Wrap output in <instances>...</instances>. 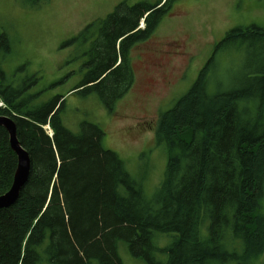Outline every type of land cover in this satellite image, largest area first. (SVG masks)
Returning a JSON list of instances; mask_svg holds the SVG:
<instances>
[{"label": "trees", "instance_id": "trees-1", "mask_svg": "<svg viewBox=\"0 0 264 264\" xmlns=\"http://www.w3.org/2000/svg\"><path fill=\"white\" fill-rule=\"evenodd\" d=\"M176 1H124L89 24L69 42L83 56V80L47 101L30 92L35 76L9 80L2 60L12 47L0 34V116L14 121L31 160L17 202L0 210V264H125L122 247L143 264H253L264 254L263 27L232 29L217 46L254 51L240 88L209 85L206 64L158 115L155 143L166 148L167 164L150 197L105 147L100 125L83 121L73 132L64 124L69 95L96 94L114 112L135 83L132 50ZM17 165L0 126V196Z\"/></svg>", "mask_w": 264, "mask_h": 264}, {"label": "rangeland", "instance_id": "rangeland-1", "mask_svg": "<svg viewBox=\"0 0 264 264\" xmlns=\"http://www.w3.org/2000/svg\"><path fill=\"white\" fill-rule=\"evenodd\" d=\"M124 1L133 6L160 0H0V34L7 35L12 47L2 60L9 80L21 84L38 78L30 82V92L38 94L39 101L65 95L84 77L83 56L78 45L69 42ZM251 25L264 28V0H177L151 38L132 50L135 83L114 112L96 94L69 95L65 126L75 132L83 121L100 125L105 147L119 155L150 197L167 164L166 148L155 143L158 115L191 88L206 64L209 85L240 88L254 69L248 60L254 51L241 54L234 47L217 46L228 31ZM60 80L64 82L50 87ZM45 129L51 136L48 125ZM121 256L125 264H143L123 247ZM253 264H264V254Z\"/></svg>", "mask_w": 264, "mask_h": 264}, {"label": "water", "instance_id": "water-1", "mask_svg": "<svg viewBox=\"0 0 264 264\" xmlns=\"http://www.w3.org/2000/svg\"><path fill=\"white\" fill-rule=\"evenodd\" d=\"M0 126L7 130L11 148L18 159L13 184L6 194L0 196L1 210L9 208L17 202L23 188L28 182L31 172V160L28 152L21 146L20 141L18 140L17 128L14 121L8 117L0 116Z\"/></svg>", "mask_w": 264, "mask_h": 264}]
</instances>
